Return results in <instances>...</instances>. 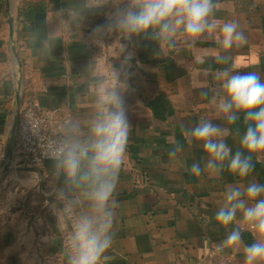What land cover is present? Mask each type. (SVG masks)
<instances>
[{"label":"crops","instance_id":"0c3cea01","mask_svg":"<svg viewBox=\"0 0 264 264\" xmlns=\"http://www.w3.org/2000/svg\"><path fill=\"white\" fill-rule=\"evenodd\" d=\"M218 2L216 17L239 21L247 37L230 55L264 79V0ZM124 3L0 0V264H67V235L57 232L50 210L56 200L50 185L59 187L63 179L54 175L51 160L12 169L20 111L31 106L51 112V135L64 138L73 123L86 132L102 81L125 94L131 128L115 193L109 264H244L243 245L218 250L235 225L221 227L215 214L227 184H264V161L253 158L255 170L247 178L227 169L197 177L191 165L203 169L206 154L184 136L185 129L208 119L230 129L225 139L233 152L240 147L236 133L245 131L243 116L228 125L211 103L223 95L216 72L231 62H215L213 39L193 49H164L150 34H114L102 44L90 38L105 15ZM57 30L49 41L48 33ZM177 144L183 151L171 161L168 152ZM242 240L253 243L252 232L244 231Z\"/></svg>","mask_w":264,"mask_h":264},{"label":"clouds","instance_id":"9594fccd","mask_svg":"<svg viewBox=\"0 0 264 264\" xmlns=\"http://www.w3.org/2000/svg\"><path fill=\"white\" fill-rule=\"evenodd\" d=\"M219 8L218 0H127L105 15V22L92 29L90 38L102 44L104 37L114 34L128 38L150 34L164 49L179 45L193 49L198 42L213 39L217 48L212 58L220 65L231 63L217 70L215 78L221 82L223 95L213 96L211 103L228 125L237 124L242 115L245 131L240 134L237 129L240 147L233 152L225 139L228 127L201 119L185 129L186 140L201 145L206 154L203 169L193 163L190 171L197 177L203 172L213 177L227 169L247 178L255 170L253 158L255 163L264 161V79L257 71L243 70L230 55L247 37L239 21L216 17ZM58 34V30L50 32L47 39L54 40ZM160 54L158 50L156 55ZM197 61L203 64L205 57H197ZM128 90L125 86V92ZM201 95L207 96V92ZM130 129L125 94L102 81L97 85L95 114L87 131L73 123L64 138L54 142L49 159L63 184L50 185L56 197L50 210L57 232L67 235V264H109L113 259L108 253L114 238L115 193ZM182 151L177 144L168 152L169 159L177 160ZM222 199L215 219L225 229L235 227L217 245L218 250H237L243 245L244 264H264V184L255 180L229 183ZM82 203L86 210H78ZM246 230L253 234L250 245L243 244Z\"/></svg>","mask_w":264,"mask_h":264},{"label":"built area","instance_id":"2783aa9c","mask_svg":"<svg viewBox=\"0 0 264 264\" xmlns=\"http://www.w3.org/2000/svg\"><path fill=\"white\" fill-rule=\"evenodd\" d=\"M52 118L51 112L37 110L31 106L20 111L13 171H16L20 164L39 167L50 160L54 142L62 139L46 132Z\"/></svg>","mask_w":264,"mask_h":264}]
</instances>
